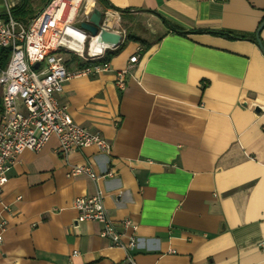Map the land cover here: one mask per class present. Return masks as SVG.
I'll return each instance as SVG.
<instances>
[{"label": "crops", "instance_id": "crops-1", "mask_svg": "<svg viewBox=\"0 0 264 264\" xmlns=\"http://www.w3.org/2000/svg\"><path fill=\"white\" fill-rule=\"evenodd\" d=\"M19 1L0 0V18ZM107 6L145 43L126 42L111 71L70 78L54 97L111 150L64 157L51 137L17 154L0 195V264H264V53L237 37L257 30L264 0H94ZM133 54L119 89L114 72ZM72 165L100 177L67 176ZM98 190L124 241L121 221L137 225L135 250L77 221L73 199Z\"/></svg>", "mask_w": 264, "mask_h": 264}, {"label": "built area", "instance_id": "built-area-1", "mask_svg": "<svg viewBox=\"0 0 264 264\" xmlns=\"http://www.w3.org/2000/svg\"><path fill=\"white\" fill-rule=\"evenodd\" d=\"M56 1L59 2L55 4ZM93 8L94 0H51L25 23L15 19L11 7L5 5L4 16L0 18V49H7L9 53L6 63L0 65V195L17 154L23 150L38 151L51 137L57 140L58 151L64 157L91 145L106 154L111 150L110 143L100 134L75 123L67 107L54 97L62 92L64 82L70 78L91 77L112 70L108 62L68 68L66 53L83 60L97 59L125 41L120 11L111 6L100 11L96 36L78 26L79 22L88 21ZM102 30L118 35L119 40L105 43L109 46L101 50L97 48L104 43L100 38ZM94 38H98L97 42H93ZM137 61V54H133L124 68L115 70L114 83L119 89L124 88L125 76ZM35 63L37 68H33ZM80 174L94 180L100 177L88 166L78 165L70 166L67 176ZM110 175L108 172L104 176ZM72 207L77 211V221L99 222L100 236L108 238L112 247L126 251L137 248V225L128 218L121 221L124 229H130L124 241L125 234L117 231L106 212L101 191L74 198ZM124 264H136L133 255L127 254Z\"/></svg>", "mask_w": 264, "mask_h": 264}, {"label": "trees", "instance_id": "trees-1", "mask_svg": "<svg viewBox=\"0 0 264 264\" xmlns=\"http://www.w3.org/2000/svg\"><path fill=\"white\" fill-rule=\"evenodd\" d=\"M44 1V6L45 4L47 5L51 0H43ZM12 12V16L17 19V20H21L23 22H28V20L34 15V9L32 7V3L31 0H20L19 3H17V5L15 7H13L11 9ZM263 19L259 22L258 27L260 26V24L263 22ZM257 27V29H258ZM255 33L252 34H240L237 35V37L241 38V39H250L255 41ZM228 35H232L230 34V32L228 33ZM236 37V36H235ZM128 41H137L140 43H145L143 40H140L137 37H133V36H127L126 40L120 44L116 49L114 50H106L104 52L103 57L101 58H97V59H92V60H83L81 58H78L76 56H71L68 60H66V65L68 68H80V67H85V66H91V65H100V64H105L108 61H110V59L115 56L116 54H118V51H121L123 49V47L125 46L126 42ZM147 47V46H146ZM146 47L144 49L141 50V54L146 50ZM8 50L7 49H0V65H4L8 59ZM75 57V58H74Z\"/></svg>", "mask_w": 264, "mask_h": 264}, {"label": "water", "instance_id": "water-1", "mask_svg": "<svg viewBox=\"0 0 264 264\" xmlns=\"http://www.w3.org/2000/svg\"><path fill=\"white\" fill-rule=\"evenodd\" d=\"M100 17H101V13L97 8H94L88 18V21H81L79 22V27L87 32L90 33L91 36H96L97 35V31H98V25L100 22ZM264 26V20L263 22L260 24V26L258 27V29L256 30L255 33V43L257 45V47L264 53V45L261 42V39L259 37V32L261 31L262 27ZM119 36L106 31V30H102L100 32V38L102 39V41L104 43H117L119 38ZM38 63H35L33 65V68H37ZM259 107L255 108V112H259Z\"/></svg>", "mask_w": 264, "mask_h": 264}, {"label": "rangeland", "instance_id": "rangeland-1", "mask_svg": "<svg viewBox=\"0 0 264 264\" xmlns=\"http://www.w3.org/2000/svg\"><path fill=\"white\" fill-rule=\"evenodd\" d=\"M33 1V3H32V6H33V8H34V10L35 11H37V10H39L43 5H44V1L43 0H32ZM80 13V12H79ZM77 20H78V17H77ZM79 25V24H78ZM123 25V27L125 28V30H126V26L124 25V24H122ZM126 34H127V32H126ZM68 56H73V55H69V54H65L64 55V58L65 59H67L68 58ZM75 58V57H74Z\"/></svg>", "mask_w": 264, "mask_h": 264}, {"label": "bare ground", "instance_id": "bare-ground-1", "mask_svg": "<svg viewBox=\"0 0 264 264\" xmlns=\"http://www.w3.org/2000/svg\"><path fill=\"white\" fill-rule=\"evenodd\" d=\"M59 1H56L55 4H57ZM98 38H94L93 39V42H97ZM109 45L105 44V43H102L100 48H97V49H103V48H107ZM92 54H96V53H92Z\"/></svg>", "mask_w": 264, "mask_h": 264}]
</instances>
